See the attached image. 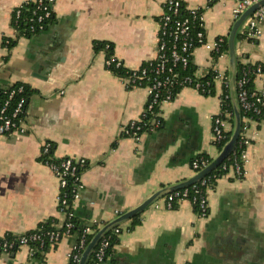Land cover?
I'll return each instance as SVG.
<instances>
[{
    "label": "crops",
    "instance_id": "crops-1",
    "mask_svg": "<svg viewBox=\"0 0 264 264\" xmlns=\"http://www.w3.org/2000/svg\"><path fill=\"white\" fill-rule=\"evenodd\" d=\"M165 0H53L43 32L19 37L13 11L20 0H0V90L22 84L31 92L22 131L0 136V237L34 231L47 221L62 223L57 180L41 163L43 143L53 156L85 159L79 199L73 207L82 225H102L129 211L163 187L194 175L191 161L212 160V122L220 114V84L213 96L180 90L161 106L162 126L139 141L122 128L140 119L144 88H127L104 65L94 43L112 45L127 69L155 58L157 20ZM202 12L208 42L227 38L234 22L232 0H180ZM257 39H236V54L261 65L253 89L264 94V22ZM8 40L12 46L3 44ZM194 76L225 74L227 53L214 59L204 47L192 54ZM62 92V94H61ZM223 130L232 131L223 121ZM244 175L231 170L207 191L208 217L198 219L188 201L173 209L162 199L140 214V224L120 225L117 242L103 264H264V120L249 123ZM55 224V223H54ZM72 237V236H71ZM30 256L27 249L0 255V264H69L73 239Z\"/></svg>",
    "mask_w": 264,
    "mask_h": 264
},
{
    "label": "built area",
    "instance_id": "built-area-1",
    "mask_svg": "<svg viewBox=\"0 0 264 264\" xmlns=\"http://www.w3.org/2000/svg\"><path fill=\"white\" fill-rule=\"evenodd\" d=\"M211 2L212 0H207ZM235 3L233 17L236 20L241 13L249 6L259 0H232ZM53 0H20V4L13 11V26L19 37H30L43 32L52 19ZM264 22V6L257 9L242 24L239 34L244 39L253 40L261 35L259 24ZM157 47L155 58L135 69H127L121 61L117 60L113 54L107 55L106 50L109 45L104 46L105 54L104 65L108 71L113 69H124L126 76H120L119 79L127 88H144L147 92V101L140 119L130 121L122 128V136L134 141H139L141 137L148 133L157 131L162 125L161 106L163 103L172 101L177 93L183 88H191L203 96H211L209 83L203 85L199 83L198 78L193 76H180L177 68L185 69L191 62L193 51L197 47H204L210 54L219 53L225 43V39L217 38L215 41L208 42L205 38L202 22V12L198 8L185 7L180 0H165L163 3V13L157 20ZM4 46L8 48L9 41L4 40ZM222 52L219 57L225 55ZM107 55V56H106ZM247 64V63H244ZM252 73L255 77L262 75L261 65H253ZM216 73L215 83L220 84V88L228 86L227 77L224 74ZM247 79L243 77L237 83L239 87L238 102L244 113H250L251 116L242 118L240 135L236 148L232 154L221 164L222 171H233L237 177L244 175L243 165L247 160V147L249 141L246 132L249 123H258L264 120V94L256 91L250 94L244 89ZM24 92L23 85H10L5 87L3 95L5 99L0 106V136L9 135L14 132L22 131L24 124V115L26 99L22 96ZM62 94V92H61ZM221 95V94H220ZM220 97V96H219ZM254 117H257L255 119ZM223 120L220 115L213 118L212 133L213 144H218L223 148L228 141L226 132L222 128ZM229 139V138H228ZM219 150V152L221 151ZM40 160L43 165L48 167L57 180L58 195L57 203L59 214L62 216L60 227L63 230L54 229L53 231L41 232L36 229L19 235L7 234L0 237V255L13 254L18 250L27 249L30 256L37 252H43V248H51L57 245L63 238L72 236L73 228L70 219L73 217L75 202L79 199L80 178L86 170L88 163L85 159L60 158L53 156L50 143L41 145ZM230 162V163H227ZM209 163L201 159H194L191 163V169L194 173L201 171ZM72 179V188L70 192L71 204L67 200L65 189L68 187V181ZM195 196L188 198V188L172 192L162 197L163 207L167 210L182 202L188 201L192 206H196L195 215L198 219L208 217L207 191L211 185L204 177L199 182L190 186ZM200 188H204L201 191ZM158 208V204H154ZM120 215L116 214V217ZM115 217V218H116ZM102 226L98 227V230ZM119 227L112 229L114 235L120 233ZM93 231L90 226H86L81 232L78 243L73 246L69 261L78 264L80 256L87 244L98 231ZM91 235L88 240V236ZM109 246V238L103 236L92 251L93 261L97 264H103L106 255L105 252ZM91 253V254H92Z\"/></svg>",
    "mask_w": 264,
    "mask_h": 264
},
{
    "label": "trees",
    "instance_id": "trees-1",
    "mask_svg": "<svg viewBox=\"0 0 264 264\" xmlns=\"http://www.w3.org/2000/svg\"><path fill=\"white\" fill-rule=\"evenodd\" d=\"M244 37L240 34H238L237 39H243ZM225 39V43L223 44V46L221 47L219 53H214L212 54V57L214 59L219 58L220 54L222 52H226L227 48H226V38ZM108 44L109 45V49L106 50V54L110 55L113 54L112 51V45H110L109 43H102V42H97L94 43V51L98 52V51H103L104 46ZM12 46V44L9 43L8 48H10ZM106 55V56H107ZM246 62H244L243 59H240L239 57L237 58V63H236V89H237V97H238V93H239V87L237 86V83L240 79H242L243 77H245L248 81L247 84L244 86V89L247 90V92L250 94L251 92H254L253 89V81L255 79V75L252 73V71L254 70V66H252L251 64L247 63L244 64ZM114 75L118 76V77H122V76H126L127 75V71L120 68V69H113V67L110 69ZM177 71L179 72L180 76H194V67L192 66L191 62L188 64V66L185 69H182L180 67L177 68ZM225 77H227V72L224 74ZM215 77H216V73L213 71L208 72L204 77L202 78H198L199 83L206 85L207 83H209V90H210V95L213 96L215 93ZM19 84H15L13 86H17ZM22 85V84H21ZM24 92L22 94L23 97H25L26 101L28 100V98L31 96V92L27 89L26 86H24ZM3 90H0V106L2 105L4 99H5V95H3ZM220 99V117L223 121H228L232 127L233 124V110H232V105L230 102V97H229V91H228V86H222L221 87V95L219 97ZM240 107V106H239ZM240 112H241V118H243L244 116H251L250 113H244L242 111V109L240 108ZM255 119H257V117H254ZM163 124V123H162ZM162 126V125H161ZM161 128V127H160ZM159 128V129H160ZM158 129V130H159ZM226 137L227 140L230 137V132L226 133ZM215 148L219 151L221 149V146L218 144L214 143ZM237 151H240V148L237 147L236 148ZM195 159H201L203 161H205L206 163H210L212 161V159L210 157H208L205 154H200L198 155ZM193 161V160H192ZM191 161V163H192ZM190 163V164H191ZM230 163V162H227ZM229 171L225 172L221 170V165H219L217 168H215L213 171H211L205 178L206 180L210 183V185L212 186L215 181L222 177L225 176ZM68 187L65 189V192L67 194V200L69 205L71 204V197H70V192H71V188H72V182L73 180L70 179L68 181ZM201 191L204 190V188H200ZM188 191V198L191 199L192 197L195 196V193L193 191V189L191 187H188L187 189ZM194 212L196 210V206H193ZM73 213V217L70 219V222L73 225V228L71 229V234H72V239L74 244L78 243L79 237L81 235V232L84 230V228L88 225L83 224L82 222L74 215L73 210H71ZM55 223V224H54ZM106 223H103L102 225H91V229H93V231L98 230L99 226H103ZM140 224V215L132 218L131 220L128 221V225H127V230L133 229L134 227H136L137 225ZM60 229L63 230V227H60V225H58V223H56L55 221L51 220V221H47L46 223H43L39 226L38 230H40L41 232H46V231H53L54 229ZM119 230L121 231V228L119 227ZM91 235H89L87 238L88 240L90 239ZM105 238H109V246L105 252L106 258L105 261L107 259V257L112 253V249L114 247V245L117 242V236L114 235L113 231L110 230L109 232H107V234L105 235ZM97 248V247H96ZM47 248H43V251H46ZM93 257L94 254L92 253L88 259L87 264H97L96 262L93 261ZM104 261V262H105ZM103 262V263H104ZM69 264H73L71 261L69 262Z\"/></svg>",
    "mask_w": 264,
    "mask_h": 264
},
{
    "label": "water",
    "instance_id": "water-1",
    "mask_svg": "<svg viewBox=\"0 0 264 264\" xmlns=\"http://www.w3.org/2000/svg\"><path fill=\"white\" fill-rule=\"evenodd\" d=\"M262 6H264V0H259L249 6L246 10H244L241 15L236 20H234L230 32L226 38V53L228 56L227 83L230 102L233 110V128L228 141L224 144L221 151L205 168H203L197 173H194V175L190 178L161 188L157 192L153 193L147 200H145L137 207L126 211L125 213H122L120 216L112 219L111 221L103 225L94 234V236L87 244L86 248L80 256L78 264H87L92 251L94 250L100 239L107 234V232L140 215L145 209L149 208L153 203H155L165 195L188 188L194 185L195 183L199 182L201 179L206 177L211 171H213L219 165L224 163L226 159L232 154V152L236 148L242 125V118L236 89V63L238 58L236 54V39L239 34V30L245 20Z\"/></svg>",
    "mask_w": 264,
    "mask_h": 264
}]
</instances>
